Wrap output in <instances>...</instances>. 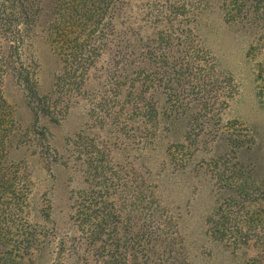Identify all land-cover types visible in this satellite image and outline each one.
<instances>
[{
  "label": "trees",
  "instance_id": "trees-1",
  "mask_svg": "<svg viewBox=\"0 0 264 264\" xmlns=\"http://www.w3.org/2000/svg\"><path fill=\"white\" fill-rule=\"evenodd\" d=\"M212 12L250 37L248 61L264 51V0H0V264H54L48 255L57 246L48 251L44 225L31 219L33 212L34 218H47L48 212L43 206L32 211L22 151L48 163L56 152L49 122L79 101L91 104L89 117L109 120L113 130V139L76 135L83 186L70 189L67 201L80 255L89 264H143L136 262L143 243L162 239V248H168L172 219L157 202L154 186L109 155L123 146L145 152L162 146L167 155L171 149L193 152L223 137L218 111L227 107L234 89L202 44L200 26ZM37 39L58 61L44 93L36 78ZM255 71L264 86V53ZM176 127L182 130L174 144H161L160 137L174 134ZM228 142L233 156L244 145L233 138ZM208 158L195 164L206 172L228 164L217 154ZM171 161L175 169L186 162ZM59 166L67 164L63 160ZM262 186L251 188L252 197L238 194L251 207L240 205L237 216L217 201L232 188L216 186V206L204 218L208 237L255 250L244 264H264V192L255 193ZM114 195L123 203L114 202ZM125 209L137 211L135 231Z\"/></svg>",
  "mask_w": 264,
  "mask_h": 264
},
{
  "label": "rangeland",
  "instance_id": "rangeland-1",
  "mask_svg": "<svg viewBox=\"0 0 264 264\" xmlns=\"http://www.w3.org/2000/svg\"><path fill=\"white\" fill-rule=\"evenodd\" d=\"M200 31L204 36L202 44L215 59L217 69L227 74L231 88L234 89L227 107L218 111L219 123L224 126L223 137L218 139L213 147L203 146V149L199 148L193 152L186 148L178 149L176 152L171 149L167 155L163 153L162 146L152 152L134 150L135 146H131L132 149H125L123 146L109 155L111 161L132 167L142 175L144 181L154 186L157 202L165 210L166 216L171 215L168 248H162V244L159 243L162 239L143 243L145 248L143 251L141 248L138 249L140 253L136 254L137 263L143 260V264H244L246 259H251L256 253L252 247L234 248L230 241L223 240L226 244L208 237L205 234L204 218L211 214L217 201L223 206L222 210L231 207L233 215H239L242 211L240 205L251 207V204L243 202L238 194L246 193L247 197H252L255 194L251 193V188L259 186L260 183L264 184V86L258 83L255 71L256 63L264 51L262 49L256 51L252 57L249 56L251 60L248 61L245 58V50L250 37L241 30L229 27L213 12L205 15ZM33 54L37 64L38 88L44 93L51 87L53 75L58 69V61L47 43L41 39L35 41ZM90 107L91 104L79 101L63 116L58 118L57 115L56 123L49 122L52 126L50 142L56 152L51 151L47 165L40 160L37 161L27 151H22L26 156L25 163L28 164L30 174L32 211L34 207L43 206L44 211L48 212L47 218L41 213L40 218H34L33 212L31 219H36L38 223L44 225L48 251L52 245L57 246L55 252L51 251L48 255V261L55 258L54 264H89V260L80 255L76 248L78 244L73 240L74 228L68 217L70 213L68 191L83 186L81 179L83 168L80 154L75 148L76 135L88 133L98 139L101 135L113 139V136H110L113 130H109L112 124L109 120L102 119L100 123L95 117H89ZM22 118L25 117L22 115ZM115 122H120L116 125L118 128L121 119ZM176 129L174 134L162 135L161 144L173 145L172 142L182 130L181 127ZM193 133L198 132L194 130ZM228 138L244 141L243 147L237 149L234 156L229 152L231 148ZM53 153L55 159L52 162L50 159ZM216 154L225 158L228 164L222 163L224 166L219 165L208 172L204 171L203 167L199 169L195 164L199 163L197 162L199 159L205 161ZM170 158L177 163L186 161L185 166L175 169ZM63 160L67 164L66 167L59 166V162ZM221 171L224 176L219 179ZM223 185L231 187L233 191H223L225 194L216 201L213 192L216 186ZM259 192H264L263 186L255 193ZM111 199L117 204L123 203L118 199V195ZM133 211L130 213L126 209L123 210L125 214H130L128 217L131 230L135 231L139 219L137 211L134 209ZM154 243L156 244L153 245ZM59 245L62 247L58 249Z\"/></svg>",
  "mask_w": 264,
  "mask_h": 264
}]
</instances>
